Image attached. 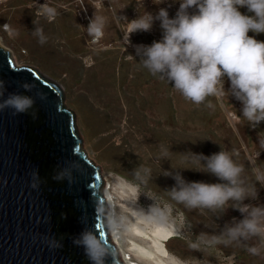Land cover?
<instances>
[{"label": "rangeland", "instance_id": "374dc122", "mask_svg": "<svg viewBox=\"0 0 264 264\" xmlns=\"http://www.w3.org/2000/svg\"><path fill=\"white\" fill-rule=\"evenodd\" d=\"M45 2L58 12L51 22L38 11ZM158 2L0 0V44L12 53L17 66L34 67L63 88L67 106L77 115L84 149L110 183L115 214L125 217L119 236L126 250L129 239L134 238L129 232L135 220L132 204L147 212L155 204L168 209V227L175 226L178 238L167 246L186 264H264V250L260 256L247 251V247L259 244L255 237L229 246L200 243L199 250H192V243L211 240V236L198 237L201 233L219 235L234 218L239 221L243 216L231 206L217 213L188 210L167 192L176 184V173L186 182L226 183L214 174L194 169L198 165L185 163L181 155L190 152L210 157L224 150L237 154L233 159L244 166L243 176L256 184L257 198L243 203L264 206V185L255 182L253 172L254 167L264 169V146L259 144V137H264V121L252 127L243 118L242 103L231 94L226 76L222 96H209L196 105L185 100L172 82L152 76L143 67L137 46L162 39L160 21L155 20L148 32L131 34L128 44L123 35L128 21L144 12L156 16L165 8L169 18H174L181 0ZM239 10L254 15L246 7ZM94 14L107 18L104 36L97 43L92 42L86 29ZM5 23L18 35L10 37L3 28ZM35 27L43 29L46 43L40 44L33 35ZM248 35L264 41V33L250 31ZM162 146L170 148L168 159H160ZM142 167L151 169V179L146 183L134 175ZM165 171L172 175L165 176Z\"/></svg>", "mask_w": 264, "mask_h": 264}, {"label": "clouds", "instance_id": "9594fccd", "mask_svg": "<svg viewBox=\"0 0 264 264\" xmlns=\"http://www.w3.org/2000/svg\"><path fill=\"white\" fill-rule=\"evenodd\" d=\"M162 2L159 0L158 3ZM242 7L254 15L241 13L239 9ZM190 8L197 11L189 13ZM38 11L49 22L58 15L56 8L46 2L40 5ZM155 20L160 21L162 39L148 46H137L140 62L152 76L172 82L173 88L185 100L196 105L203 104L209 96H222L225 92L223 78L226 76L231 83V94L242 103L243 118L252 127L264 121V41L248 35L250 31L264 33V0H181L174 18H169L168 11L161 8L156 16L144 12L128 21L123 39L128 44L131 34L150 31ZM106 23L107 18L102 15L94 14L90 20L86 29L93 43L103 38ZM3 28L10 37L18 35L7 23ZM33 35L39 38L40 44L47 42L42 28L35 27ZM21 87L31 91L33 85L25 82ZM5 91V82L0 79V111L11 109L13 114H22L34 106L32 97L13 92L4 98ZM208 107L212 105L209 103ZM259 144L264 146V137H259ZM170 153V148L162 146L160 159H168ZM181 155L185 163L198 165L194 169L214 174L226 183L186 182L182 175L176 173L173 176L176 184L167 191L173 201L188 210L212 213L223 212L231 206L243 216L239 221L234 218L233 223L226 225L219 235L201 233L198 237L211 236V240L194 242L190 245L191 249L199 250L200 243L229 246L255 237L259 244L247 247V251L253 256H260L264 250V206L243 203L248 198L256 199L258 192L256 184H250L243 176L244 166L233 159V155L237 154L221 150L210 157L190 152ZM253 172L255 182L264 185V169L254 167ZM163 174L172 175L168 171ZM134 175L146 183L151 179V169L142 167ZM56 178L64 179L59 174ZM134 195L137 200L138 189ZM139 213L157 224L169 226L167 208L154 204L147 214L143 210ZM124 220L125 217L113 212L106 218L105 226L114 236H119ZM171 230L177 231L174 225ZM73 243L84 248L91 264H105L106 258L112 255L109 246L93 229H85ZM178 264L186 262L179 260Z\"/></svg>", "mask_w": 264, "mask_h": 264}, {"label": "water", "instance_id": "95a60500", "mask_svg": "<svg viewBox=\"0 0 264 264\" xmlns=\"http://www.w3.org/2000/svg\"><path fill=\"white\" fill-rule=\"evenodd\" d=\"M0 79L4 98L15 92L34 100L27 113L0 111V264H91L73 243L85 229L111 249L105 264H125L105 226L106 180L84 149L63 88L34 67L17 66L1 44Z\"/></svg>", "mask_w": 264, "mask_h": 264}, {"label": "bare ground", "instance_id": "6f19581e", "mask_svg": "<svg viewBox=\"0 0 264 264\" xmlns=\"http://www.w3.org/2000/svg\"><path fill=\"white\" fill-rule=\"evenodd\" d=\"M106 184L108 186L105 188V195L109 206V216L113 212L115 213L116 205L110 193V183L107 180ZM122 190H125V188ZM139 210L143 209L141 207H134L132 204L135 220L132 222L129 232L134 238L129 239L126 247L127 250L122 244V237L114 236L110 231L111 240L118 247L125 264H137L135 263L136 260L133 259L134 257L139 262H143V264H178L179 259L171 253L167 246V243L172 239L178 238V232H173L170 227L157 224L148 217L141 215ZM144 212L148 213L147 211Z\"/></svg>", "mask_w": 264, "mask_h": 264}]
</instances>
